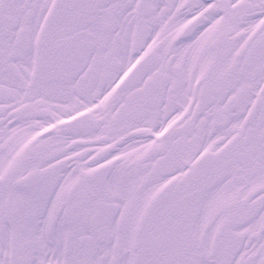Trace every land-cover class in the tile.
Segmentation results:
<instances>
[{
  "label": "snow or ice",
  "instance_id": "6c2138e0",
  "mask_svg": "<svg viewBox=\"0 0 264 264\" xmlns=\"http://www.w3.org/2000/svg\"><path fill=\"white\" fill-rule=\"evenodd\" d=\"M0 264H264V0H0Z\"/></svg>",
  "mask_w": 264,
  "mask_h": 264
}]
</instances>
